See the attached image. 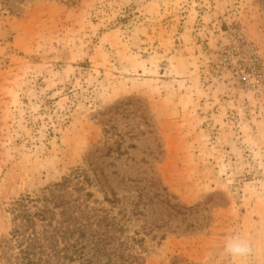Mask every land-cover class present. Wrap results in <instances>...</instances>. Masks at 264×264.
<instances>
[{"label": "rangeland", "instance_id": "rangeland-1", "mask_svg": "<svg viewBox=\"0 0 264 264\" xmlns=\"http://www.w3.org/2000/svg\"><path fill=\"white\" fill-rule=\"evenodd\" d=\"M77 169L144 264H264L258 1L0 0V244L14 201Z\"/></svg>", "mask_w": 264, "mask_h": 264}, {"label": "trees", "instance_id": "trees-1", "mask_svg": "<svg viewBox=\"0 0 264 264\" xmlns=\"http://www.w3.org/2000/svg\"><path fill=\"white\" fill-rule=\"evenodd\" d=\"M264 10V0H257ZM92 181L75 170L39 195L14 201L0 247L14 264H144V239L113 215L115 201H98ZM107 204L111 209H107Z\"/></svg>", "mask_w": 264, "mask_h": 264}, {"label": "clouds", "instance_id": "clouds-1", "mask_svg": "<svg viewBox=\"0 0 264 264\" xmlns=\"http://www.w3.org/2000/svg\"><path fill=\"white\" fill-rule=\"evenodd\" d=\"M223 251L229 257L243 259L252 254L253 247L249 241L237 234L226 238Z\"/></svg>", "mask_w": 264, "mask_h": 264}]
</instances>
